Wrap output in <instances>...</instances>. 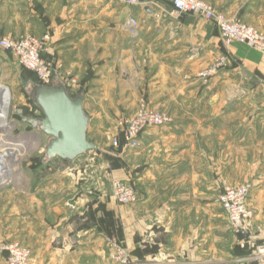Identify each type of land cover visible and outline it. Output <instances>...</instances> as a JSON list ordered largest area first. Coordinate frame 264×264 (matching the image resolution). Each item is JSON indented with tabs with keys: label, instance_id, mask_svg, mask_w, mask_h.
Returning <instances> with one entry per match:
<instances>
[{
	"label": "crops",
	"instance_id": "obj_1",
	"mask_svg": "<svg viewBox=\"0 0 264 264\" xmlns=\"http://www.w3.org/2000/svg\"><path fill=\"white\" fill-rule=\"evenodd\" d=\"M205 1L264 29V0ZM171 10L169 0H0L1 35L49 36L44 56L61 63L52 84L83 98L95 143L87 156L49 159L59 164L20 192L0 189V245L29 247L34 264H111L113 240L135 264H234L246 256L214 198L238 182L239 170H258L253 142L264 140L256 133L264 125V56L223 44L218 28L195 13L174 17ZM221 55L227 63L202 83L198 72ZM16 63L0 48L2 80ZM66 73L79 85L66 87ZM141 99L171 122L145 128L137 148L102 151L115 119ZM82 156L88 164L78 168ZM112 178L131 183L138 200L118 204Z\"/></svg>",
	"mask_w": 264,
	"mask_h": 264
},
{
	"label": "built area",
	"instance_id": "obj_2",
	"mask_svg": "<svg viewBox=\"0 0 264 264\" xmlns=\"http://www.w3.org/2000/svg\"><path fill=\"white\" fill-rule=\"evenodd\" d=\"M126 4H138L139 0H116ZM172 5L170 15L177 17L185 13H195L203 19L212 22L219 30L221 41L225 45L233 42L242 43L251 49H254L264 56V29L243 22L236 17H229L223 11L217 9L205 0H169ZM127 24L136 27L137 21L129 18ZM0 48L11 53L19 66L31 71L40 84L50 85L53 75L61 67L60 61L56 59L45 58L49 53V36H20L17 38L9 36L0 37ZM227 63L225 55L219 56L211 65L198 72V77L202 83L209 81V78L221 66ZM63 82L68 87L78 86L76 77L67 73L64 75ZM3 88V89H2ZM10 91L5 86H0V112L9 114ZM37 109V108H36ZM38 110V109H37ZM29 117L26 120L38 122L40 117ZM172 117L169 113L159 108L148 107L142 102L139 110L133 116H121L115 122L120 131L119 141L113 139L114 146H118L120 141L128 148L139 146V134L150 126H164L171 122ZM10 121V120H9ZM35 127V126H34ZM6 132V131H5ZM0 131V134H5ZM8 136L0 144H23L30 145L28 139L23 142H13V133L8 131ZM28 135V132L23 133ZM34 144V143H33ZM33 148V145L31 146ZM19 156L25 153V147H19ZM18 156V158H19ZM21 161L17 160V163ZM6 168V167H3ZM3 170H7L3 169ZM13 179H1L0 186H6L13 183ZM251 190V185L239 184L228 186L221 190L215 198V202L222 208L227 224L235 236L238 247L242 250L245 247L250 248V253L244 257L236 259L234 264H264V245H255L249 235L251 218L253 211L247 204V199ZM111 196L118 204L129 205L138 200V192L129 182L122 179L112 178L110 182ZM0 251L5 253V264H34L31 260V250L17 241H9L0 245ZM111 264H135L126 248L118 241L113 240L110 243Z\"/></svg>",
	"mask_w": 264,
	"mask_h": 264
},
{
	"label": "rangeland",
	"instance_id": "obj_3",
	"mask_svg": "<svg viewBox=\"0 0 264 264\" xmlns=\"http://www.w3.org/2000/svg\"><path fill=\"white\" fill-rule=\"evenodd\" d=\"M29 35L35 36L32 34H24L21 36H29ZM1 36L13 37L10 35L0 34V37ZM17 37H20V36H17ZM17 37H14V38H17ZM35 37H38V36H35ZM233 43H237V42H233ZM17 63L15 64L13 69L11 68V73L9 72L8 78H4L3 80L0 78V86H5L10 91V95L8 96L10 98V101H9L10 110L8 111L9 113L8 119L10 121L8 122L9 124L6 128H4L3 130L2 129L0 130L2 132L6 131L5 134H0V142H3L6 139L5 136H8L9 134L8 131H11L14 136L12 139L13 142H23V139H25V141H27L26 139H28V141L30 142V145H26V143L19 144V145L2 144L9 149L15 148L16 151L12 154L13 156H11L12 159L10 161V162H13L14 164V166L12 167L13 170L11 172L12 176L10 177V179L14 178L13 183L6 185V186H0V189L10 188L12 189V191L20 192L21 189H23V187L27 185L28 180L30 178H32V181H33L35 179H38V178L43 179L44 177L48 176L47 172H50L48 168L53 169V167H56L59 164V160L57 159H55L54 161L47 160V158L45 157L46 156L45 155V145L49 141V136L43 134L38 129L37 126L32 127L30 123H28L26 120L28 119V117H32L34 115L36 116V114H38L37 109L34 108V106L32 105V102L30 101L31 95L33 93V89L37 85V81L35 77L33 76V74L29 72L25 73ZM62 78L64 77L62 76ZM4 81H6V83ZM51 82L53 83V81ZM262 82L264 83V78H262ZM207 83L208 82H206L205 84ZM142 102L149 107L146 100L141 99L135 111L127 116H133L134 114H136ZM120 117L121 116H119L118 118ZM117 119H115V121ZM115 123L116 122H114L113 128H111L112 132L109 136V145L107 147L106 146L101 147L102 151H105V149L106 150L108 149L111 153V156L114 155L116 151H122L128 148L126 147V145H124V142L122 140L120 141L118 146L112 145L113 139L116 138V135L119 134L117 136L118 141H119V136L121 134L120 131L117 129V126ZM256 130H257L256 133L258 135H260L261 133H263L264 135V125L263 127L257 126ZM25 132H28L29 134L26 136L25 134L23 135V133ZM30 133L31 134L33 133L32 134L33 136L30 135ZM254 139L256 138L254 137ZM32 145H33V148L31 147ZM22 146L26 148V151L25 153H22L21 156H19V152L17 151H19L20 149L19 147H22ZM253 146H254V153H257V156L253 158V169L258 168V170H256L253 174H244L241 172V170H239L236 175L238 182L236 184H233V185L229 184V185L235 186L239 184H248V183L251 185V190H250V193L247 199V204L250 206V208L253 211V215H252L251 223H250L249 235L253 239L252 241L254 242V246H255V245H264V170L261 172V168H260L261 166L264 167V140L262 143L260 141L258 142L254 141ZM89 151L90 150H88L85 153V156L91 153ZM85 156H82L79 160L75 162V165L79 166L78 168H83V166L88 164L87 162L88 160ZM20 159L21 161L17 163V160H20ZM62 164H66V163H62ZM115 165L116 164H114V166ZM78 170L79 169H77V171ZM80 171L83 172L81 169ZM17 188H20V190H17ZM215 198H214V202H215ZM221 213L223 214V211H221ZM223 216H225V214Z\"/></svg>",
	"mask_w": 264,
	"mask_h": 264
},
{
	"label": "water",
	"instance_id": "obj_4",
	"mask_svg": "<svg viewBox=\"0 0 264 264\" xmlns=\"http://www.w3.org/2000/svg\"><path fill=\"white\" fill-rule=\"evenodd\" d=\"M32 97L42 112V117L33 126L49 136L45 145L48 159L73 160L95 148V143L87 138L90 116L83 108L81 96H71L61 84H38Z\"/></svg>",
	"mask_w": 264,
	"mask_h": 264
},
{
	"label": "bare ground",
	"instance_id": "obj_5",
	"mask_svg": "<svg viewBox=\"0 0 264 264\" xmlns=\"http://www.w3.org/2000/svg\"><path fill=\"white\" fill-rule=\"evenodd\" d=\"M6 95L8 96L7 91H6ZM8 115L9 114H5V113H1L0 112V130L1 129L3 130L4 128H6L8 126V124H9L8 123L9 122ZM7 149H9V148H7L4 145L0 144V151H1V153H0V180L1 179H10V177L12 176V173L11 172L13 170L12 167L14 166V164H13V162H10V161L12 159L11 156H13L12 154L16 150H15V148L14 149L13 148H10L9 150H7ZM5 150H7V151H5ZM3 167H6L7 170H3V169H6V168H3Z\"/></svg>",
	"mask_w": 264,
	"mask_h": 264
},
{
	"label": "trees",
	"instance_id": "obj_6",
	"mask_svg": "<svg viewBox=\"0 0 264 264\" xmlns=\"http://www.w3.org/2000/svg\"><path fill=\"white\" fill-rule=\"evenodd\" d=\"M48 59H51V58H48ZM21 67V66H20ZM22 68V70L26 73V72H29V73H31V74H33L31 71H28V70H26L25 68H23V67H21ZM33 76L35 77V75L33 74ZM35 79H36V77H35ZM36 81H37V85L38 84H40L39 83V81L36 79ZM66 86V85H65ZM67 87V86H66ZM71 96H73L74 97V95H71ZM30 101L32 102V105L34 106V108H37V109H39L38 108V106L34 103V100H33V97H32V95H31V98H30ZM39 111H40V114L38 115L40 118L42 117V112H41V110L39 109ZM29 118V117H28ZM28 122V121H27ZM30 125L32 126V127H34L33 125H32V123H30ZM46 157V156H45ZM47 158V157H46ZM56 158V157H55ZM51 159H53V158H51ZM47 160H49L48 158H47ZM66 161V160H65ZM242 252L244 253V255H248L249 253H250V248L249 247H245L244 249H242Z\"/></svg>",
	"mask_w": 264,
	"mask_h": 264
}]
</instances>
